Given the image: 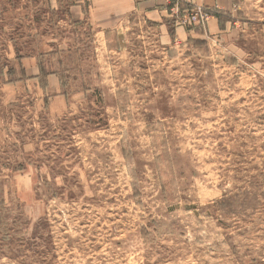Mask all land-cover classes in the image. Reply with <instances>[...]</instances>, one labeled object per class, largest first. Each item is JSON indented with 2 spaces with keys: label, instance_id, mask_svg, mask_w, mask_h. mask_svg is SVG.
Instances as JSON below:
<instances>
[{
  "label": "rangeland",
  "instance_id": "374dc122",
  "mask_svg": "<svg viewBox=\"0 0 264 264\" xmlns=\"http://www.w3.org/2000/svg\"><path fill=\"white\" fill-rule=\"evenodd\" d=\"M178 1L0 0V264H264V0Z\"/></svg>",
  "mask_w": 264,
  "mask_h": 264
},
{
  "label": "crops",
  "instance_id": "0c3cea01",
  "mask_svg": "<svg viewBox=\"0 0 264 264\" xmlns=\"http://www.w3.org/2000/svg\"><path fill=\"white\" fill-rule=\"evenodd\" d=\"M183 1V0H182ZM185 1V0H184ZM194 3L210 4V0H191ZM233 0H214L213 3L223 8L230 6ZM88 4V12L98 14L99 16H110L113 21H128L131 18H143L148 20L159 30L162 38L166 41L169 36L168 28L173 29L175 35L179 38L182 35H190L192 32L176 23V19L172 17L174 6H171L169 0H86ZM189 2V1H185ZM179 4V2H177ZM174 23V25L172 24ZM170 24V26H169ZM216 19L210 17L205 25L204 31L211 35L216 27ZM59 98V97H57Z\"/></svg>",
  "mask_w": 264,
  "mask_h": 264
},
{
  "label": "built area",
  "instance_id": "2783aa9c",
  "mask_svg": "<svg viewBox=\"0 0 264 264\" xmlns=\"http://www.w3.org/2000/svg\"><path fill=\"white\" fill-rule=\"evenodd\" d=\"M179 2L176 0V3ZM209 19V14L204 11L202 6L192 5L190 7L187 16L182 17L181 22L183 25L193 26L194 27H204L206 21Z\"/></svg>",
  "mask_w": 264,
  "mask_h": 264
},
{
  "label": "trees",
  "instance_id": "16d2710c",
  "mask_svg": "<svg viewBox=\"0 0 264 264\" xmlns=\"http://www.w3.org/2000/svg\"><path fill=\"white\" fill-rule=\"evenodd\" d=\"M217 17L219 18V15H217ZM39 68H40V73L37 75V78H38V80L40 81V83L42 82L43 83V81H44V76H45V80H46V74H44V76H43V71H44V68H43V66L42 67H40V65H39ZM10 70L11 69H9V71H8V73L10 72ZM2 72V71H1ZM47 83V82H46ZM46 85V84H45Z\"/></svg>",
  "mask_w": 264,
  "mask_h": 264
}]
</instances>
